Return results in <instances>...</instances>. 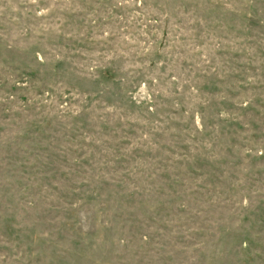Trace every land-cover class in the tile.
I'll return each instance as SVG.
<instances>
[{
  "label": "rangeland",
  "instance_id": "rangeland-1",
  "mask_svg": "<svg viewBox=\"0 0 264 264\" xmlns=\"http://www.w3.org/2000/svg\"><path fill=\"white\" fill-rule=\"evenodd\" d=\"M0 264H264V0H0Z\"/></svg>",
  "mask_w": 264,
  "mask_h": 264
}]
</instances>
